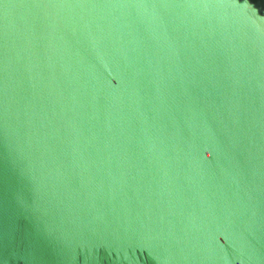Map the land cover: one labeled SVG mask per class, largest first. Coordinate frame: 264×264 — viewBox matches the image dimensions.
I'll return each mask as SVG.
<instances>
[{"label":"water","instance_id":"water-1","mask_svg":"<svg viewBox=\"0 0 264 264\" xmlns=\"http://www.w3.org/2000/svg\"><path fill=\"white\" fill-rule=\"evenodd\" d=\"M0 264H264V0H0Z\"/></svg>","mask_w":264,"mask_h":264}]
</instances>
